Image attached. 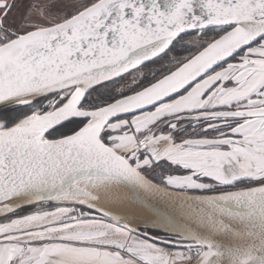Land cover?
Wrapping results in <instances>:
<instances>
[{"label": "snow or ice", "instance_id": "obj_1", "mask_svg": "<svg viewBox=\"0 0 264 264\" xmlns=\"http://www.w3.org/2000/svg\"><path fill=\"white\" fill-rule=\"evenodd\" d=\"M0 221V264H264V0H0Z\"/></svg>", "mask_w": 264, "mask_h": 264}, {"label": "bare ground", "instance_id": "obj_2", "mask_svg": "<svg viewBox=\"0 0 264 264\" xmlns=\"http://www.w3.org/2000/svg\"><path fill=\"white\" fill-rule=\"evenodd\" d=\"M131 195L132 190L129 187L122 184L113 186L112 188L108 189L106 193L102 194L104 199L108 201L104 204V206L110 208L113 211H118L121 214L133 216L134 219L129 221V223L132 225L139 227L141 225L151 223L153 216L139 203L128 199V197ZM213 264H223V261L214 260Z\"/></svg>", "mask_w": 264, "mask_h": 264}, {"label": "water", "instance_id": "obj_3", "mask_svg": "<svg viewBox=\"0 0 264 264\" xmlns=\"http://www.w3.org/2000/svg\"><path fill=\"white\" fill-rule=\"evenodd\" d=\"M172 194L175 195V193H172ZM137 195H138L139 200L142 202L139 204L144 209H146L148 212H150V214L153 216L152 222L154 221L155 217L153 215V212L150 211L149 209H155L159 211L160 213L167 215L174 221L175 225L178 228L184 227L185 225L189 227L193 226L192 222L188 220V218L184 215L181 208L178 205L174 204L173 202L168 201L166 199H161L159 196L153 195L151 192H146L142 190H138ZM14 203L19 204L21 203V201H17ZM152 222L141 225L140 227L157 231V226L153 224ZM158 231L166 233L169 231V228L166 226H161ZM223 264H224V261H223Z\"/></svg>", "mask_w": 264, "mask_h": 264}, {"label": "rangeland", "instance_id": "obj_4", "mask_svg": "<svg viewBox=\"0 0 264 264\" xmlns=\"http://www.w3.org/2000/svg\"><path fill=\"white\" fill-rule=\"evenodd\" d=\"M27 1L28 0H26L25 3H27ZM67 3H70V2H68V1L67 2H65V1L58 2V4H56V9H62L63 8V5H65ZM230 190H233V189H230ZM30 211H32V209L26 207V208L22 209L21 214H27ZM0 222H2V221H0ZM139 228H141V227L139 226ZM144 229H148V228H144ZM150 230H152V229H150Z\"/></svg>", "mask_w": 264, "mask_h": 264}, {"label": "flooded vegetation", "instance_id": "obj_5", "mask_svg": "<svg viewBox=\"0 0 264 264\" xmlns=\"http://www.w3.org/2000/svg\"><path fill=\"white\" fill-rule=\"evenodd\" d=\"M60 1H65V2H71V0H55V3L58 4V2ZM26 0H20V3H25ZM28 2V1H27ZM64 6V5H63ZM189 131H191V129H189ZM141 230H144V228H140ZM150 233H153V234H163V232H160V231H156V230H150V229H147Z\"/></svg>", "mask_w": 264, "mask_h": 264}, {"label": "trees", "instance_id": "obj_6", "mask_svg": "<svg viewBox=\"0 0 264 264\" xmlns=\"http://www.w3.org/2000/svg\"><path fill=\"white\" fill-rule=\"evenodd\" d=\"M22 211V210H21Z\"/></svg>", "mask_w": 264, "mask_h": 264}]
</instances>
